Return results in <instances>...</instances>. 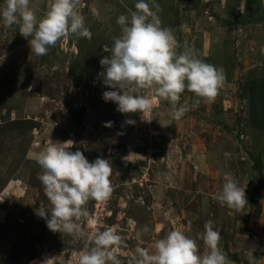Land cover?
Listing matches in <instances>:
<instances>
[{
	"label": "rangeland",
	"instance_id": "obj_1",
	"mask_svg": "<svg viewBox=\"0 0 264 264\" xmlns=\"http://www.w3.org/2000/svg\"><path fill=\"white\" fill-rule=\"evenodd\" d=\"M82 2L92 38L73 36L45 56L0 17V264H78L88 236L108 226L125 240L122 264H134L137 248L153 252L170 230L184 231L203 251L208 220L233 264H249L250 252L254 264H264V190L246 195L243 215L216 200L227 174L246 190L259 182L253 158L264 170V0H155L180 50L187 45L225 74L213 103L191 108L194 94L185 91L181 103L190 110L178 121L167 101L147 91L153 109L143 116L102 99L111 90L103 83V49L121 35L117 18L135 11L137 0ZM50 3L31 0L30 7L39 19ZM69 140V151L89 162L108 159L113 169L112 197L89 201L81 236L54 233L36 214L51 204L34 154Z\"/></svg>",
	"mask_w": 264,
	"mask_h": 264
},
{
	"label": "clouds",
	"instance_id": "obj_2",
	"mask_svg": "<svg viewBox=\"0 0 264 264\" xmlns=\"http://www.w3.org/2000/svg\"><path fill=\"white\" fill-rule=\"evenodd\" d=\"M30 3L31 0H5L0 17L6 28L19 25L20 34L28 40L36 56L47 55L50 48L73 36L92 38L80 11L84 7L82 0H51L46 13L39 19ZM134 7L136 10L130 15L121 14L117 18L121 35L114 38L111 48L105 46L103 49L108 53L100 59L103 83L111 90L103 92L102 99L114 102L122 114L141 113L143 116L152 111L150 96H155L171 105L172 118L177 121L190 110L188 105L181 103L185 91L194 94L191 108L202 101L213 103L224 86V70L200 59L187 45L180 50L174 32L162 26L155 0L152 4L137 0ZM144 91L150 96L144 95ZM125 123L134 124L135 121L126 120ZM105 126H111V122ZM72 145L71 140L59 144L50 142L34 154L43 170L39 180L51 204L50 211L40 208L36 214L54 233L81 236L80 221L90 215L89 201L107 203L112 197L114 188L110 177L113 169L108 159L97 157L89 162L80 150L69 151ZM216 200L241 215L247 212L245 188L230 173ZM140 235L138 232L137 237ZM201 239L205 246L203 251L197 240L184 231L170 230L155 241L153 252L137 248L134 264H233L220 246L221 232L212 220L205 222ZM88 245L79 255L78 264H122L119 255L126 245L115 228L108 226L100 230L98 227L88 236ZM248 257L249 264H254L251 252Z\"/></svg>",
	"mask_w": 264,
	"mask_h": 264
},
{
	"label": "water",
	"instance_id": "obj_3",
	"mask_svg": "<svg viewBox=\"0 0 264 264\" xmlns=\"http://www.w3.org/2000/svg\"><path fill=\"white\" fill-rule=\"evenodd\" d=\"M255 163L254 169L259 177L257 185L250 183L248 188L245 190L246 195L249 197H257L264 190V170L262 162L259 159L253 158Z\"/></svg>",
	"mask_w": 264,
	"mask_h": 264
},
{
	"label": "built area",
	"instance_id": "obj_4",
	"mask_svg": "<svg viewBox=\"0 0 264 264\" xmlns=\"http://www.w3.org/2000/svg\"><path fill=\"white\" fill-rule=\"evenodd\" d=\"M99 203H100V202H97L98 205H100Z\"/></svg>",
	"mask_w": 264,
	"mask_h": 264
}]
</instances>
